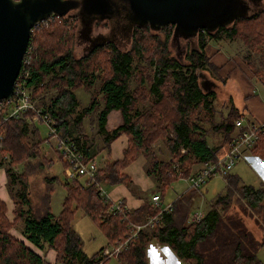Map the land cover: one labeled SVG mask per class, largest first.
<instances>
[{
	"label": "trees",
	"instance_id": "obj_1",
	"mask_svg": "<svg viewBox=\"0 0 264 264\" xmlns=\"http://www.w3.org/2000/svg\"><path fill=\"white\" fill-rule=\"evenodd\" d=\"M79 21L77 14H53L34 25L29 40L30 62L23 66V81L38 105L50 113L53 123L83 149L88 159H94L97 146L78 125L91 113L97 112V132L103 142L98 150L109 148L121 134L127 136L123 158L108 160L98 170L104 185L123 183L135 193L134 181L122 171L144 155L149 160L145 172L154 179L155 189L163 197L174 181L192 174L196 163L215 159L241 131L235 120L246 114L232 105L219 121L216 119L218 86L206 89L201 82L202 73L212 64L206 49L211 40L237 37L252 47L258 46L264 41V7L215 30L200 29L197 46L189 48L183 61L170 49L176 32L173 24L163 29L133 24L127 46L121 47L108 38L95 42L77 58L71 38L76 36ZM213 65L216 72L218 68ZM98 69L104 73L100 78L101 100L91 97L88 105L80 108L75 90L81 85H93L98 80ZM261 81L264 86V79ZM52 89L55 93L47 98L45 93ZM149 99L148 104L141 103ZM113 110L120 112L121 122L109 128L108 117ZM1 114L0 166L7 173V188L11 190L18 180L21 190L10 193L14 200L12 220L7 216L6 202L0 198V264H48L27 242L36 248L55 249L59 263L98 264L104 247L91 256L84 252L72 225L75 213L83 210L93 219L103 230L108 245L127 237L128 221L110 212L109 202L79 176L63 183L66 196L58 215L50 206L54 183L60 182L56 175L45 176V187L35 200L30 198L27 168L22 172L15 169L38 154L44 139L32 136L35 129L31 112L3 122ZM213 134L222 135L220 143H209V135ZM160 139L170 153L167 160L156 153L154 143ZM251 151L264 160V134ZM193 195L181 194L172 202L173 209L154 227L141 230L121 250L118 259L124 264H148L145 249L151 239H156L168 244L186 264H263L258 252L264 246V184L241 183L229 174L223 194L199 219L187 221ZM155 211L152 203L144 201L130 212V217L140 222ZM246 216L254 220L259 236L249 227ZM19 221L26 241L11 230Z\"/></svg>",
	"mask_w": 264,
	"mask_h": 264
},
{
	"label": "rangeland",
	"instance_id": "obj_2",
	"mask_svg": "<svg viewBox=\"0 0 264 264\" xmlns=\"http://www.w3.org/2000/svg\"><path fill=\"white\" fill-rule=\"evenodd\" d=\"M257 3L252 4L247 7V14H251L259 10L260 8L264 7V0H256ZM79 14L80 21L77 23L76 28V36L71 38L72 40V48L74 52V56L79 58L84 55L89 47L90 40L95 39V42H100L103 40L108 39L109 36H113V40L118 43L119 46L125 47L128 45L130 41V31L131 28H123L119 27L118 23H114L111 25V20L108 18H98L94 19V15L96 14V8L93 5L85 8L81 12L76 11ZM73 14V11H70ZM87 13H91L90 16ZM81 14H85L86 18ZM94 19V20H93ZM109 23V24H108ZM117 24V27H116ZM126 25V24H125ZM122 26V25H121ZM132 26V25H130ZM110 27V28H109ZM109 28V31H108ZM72 29V28H71ZM73 30V29H72ZM75 31V30H74ZM107 33V34H106ZM175 34L170 42V49L172 53L179 58L180 60H185L187 51L190 47L197 46V37H193L191 39H185L184 37ZM216 47L218 49L222 48L224 51L228 52L231 56H236L242 63L243 66H246L251 73V76L254 80L251 81L253 86L252 96L254 98H258L260 103L258 107L261 109L262 113L264 114V86L262 84V78L264 79V41L261 42L258 46H250V43H245L241 37H237L234 39H222L219 41L211 40L208 47L207 53L212 58L214 50ZM249 62V63H247ZM210 64V63H209ZM214 63L210 64L208 67L207 72H203V76L201 78V82L203 87L211 88L218 86L216 89L217 92V99L215 101V106L217 109L216 119L219 121L221 118V114H225L230 103H234L239 108L244 107L247 103L248 97L245 96L244 91L235 77L226 76L221 80L218 78V69L216 72L213 70ZM105 68L106 65H104ZM104 68V70H105ZM96 74H98V80L93 85H81L78 87L75 92L77 94L78 100L80 102V108L88 105L90 102L91 97H96L97 99L101 100V93L99 92L100 88V81L101 77L104 76L103 70H95ZM217 73V74H216ZM219 79V80H218ZM132 85H134L132 83ZM55 90L52 89L45 93V96L48 98L50 95L54 94ZM230 101H228V99ZM36 102L38 101L37 98H34ZM150 99L145 102L141 101V103L148 104ZM40 105V104H39ZM32 116V129H35V123L37 128L40 131V135L43 139L49 136V129L44 122L37 121ZM250 119V118H249ZM121 122V114L115 111L111 117L108 127L113 128L114 126L118 125ZM78 129L85 133L95 145L96 149L103 146L102 138L99 136L97 132V112H93L90 115L86 116L82 120V124L78 125ZM214 135V134H213ZM213 135H209V138ZM215 139L219 140L222 137L221 134H215ZM36 138V137H35ZM44 141V140H43ZM55 141L51 139V144L49 142H44L45 149L55 148ZM155 149L158 156L162 159L167 160L170 157V153L167 149L166 142L164 140H158L155 143ZM52 146V147H51ZM41 148V147H40ZM56 149V148H55ZM41 153L38 154L36 158H29L24 164H19L17 166V172H22L23 169L28 171V175L26 177V181L29 183V195L33 199L38 195V193L45 187L44 177L56 175L60 182L54 183L53 192L51 194L50 199V206L51 210L55 215H58L62 209V203L66 196V188L64 187L63 183L67 180H71L66 176V165L62 163L60 159V155H56L55 153V161L52 166L48 165L47 162L40 163L41 158L43 156L46 159L52 155L50 152L43 151V148L40 150ZM140 156V155H139ZM2 157V153L0 151V159ZM145 157V156H144ZM145 167L148 166L149 160L147 157ZM264 162V160L262 159ZM97 162V161H96ZM101 162V161H100ZM99 166V161L97 162ZM25 167V168H24ZM234 171L242 177L244 183L258 186L261 183L260 177H264V165L261 167L259 173L262 176H259L258 171L251 165V167L246 163H240L238 166L235 167ZM153 182L154 179L150 177ZM80 180H84V177H81ZM135 184V183H134ZM155 184V182H154ZM8 187V186H7ZM226 187V177H215L204 185L199 188L190 187V183L187 178H181L177 181H174L165 191L163 195V199L165 201L164 204L174 202L181 194L186 193L189 195L194 193L191 198L189 209H188V216L187 221L192 220L195 218L196 215L204 214L207 209L210 207V203L219 195L223 194ZM106 190L109 189L107 185H105ZM21 190L20 182L14 181L11 185V190L8 188L10 193H17ZM135 193L138 195L147 196L148 201H151V197L155 193H159L157 189H155V185L152 189L148 191H141L139 186L135 184ZM12 196V194H11ZM34 198V199H35ZM186 209V207H183ZM181 208H179L180 210ZM179 210L177 212H179ZM183 211H181V214ZM246 222L248 223L249 227L259 236L260 231L258 230L254 220L246 216ZM73 228L80 234L83 240V249L89 255H93L96 253L101 247H104L107 244V238L103 232V230L91 219L87 216L82 210H78L74 216L72 222ZM23 229L22 221H19L15 225L12 226V232H16L20 234ZM258 257L264 264V246L258 252ZM118 257L110 258L107 264H122L118 259ZM181 264V263H180ZM185 264V263H184Z\"/></svg>",
	"mask_w": 264,
	"mask_h": 264
},
{
	"label": "water",
	"instance_id": "obj_3",
	"mask_svg": "<svg viewBox=\"0 0 264 264\" xmlns=\"http://www.w3.org/2000/svg\"><path fill=\"white\" fill-rule=\"evenodd\" d=\"M250 2L257 3L256 0H90L96 8L94 18L106 17L112 21L111 26L118 23L123 29L141 24L163 29L173 24L175 34L188 40L200 29L212 31L248 15ZM78 9L79 0H0V99L12 96L34 25L53 14L64 16ZM119 16L124 17L126 25L116 20Z\"/></svg>",
	"mask_w": 264,
	"mask_h": 264
},
{
	"label": "built area",
	"instance_id": "obj_4",
	"mask_svg": "<svg viewBox=\"0 0 264 264\" xmlns=\"http://www.w3.org/2000/svg\"><path fill=\"white\" fill-rule=\"evenodd\" d=\"M30 51L31 46L28 44L21 70L14 83L12 96L0 99L1 122L6 121L8 118H19L25 112H31L35 120L44 122L49 129V136L44 139V142L51 144V139L55 141L56 150L67 163L66 176L70 179L77 176L84 177L87 184L94 186L99 195L109 202V211L119 214L124 220L128 221L127 237L114 245H106L101 250L100 257L102 259L98 264H104L105 260L118 257L121 250L135 239L141 230L154 227L166 213L173 209V204L172 202L164 204L159 193L153 194L151 203L156 210L155 213L143 221L137 222L130 217L131 210L123 198L113 199L109 197L110 195L104 183L98 177L99 166L96 160L88 159L82 148L69 137L63 135L53 123L50 113L38 105L32 97L30 88L23 81V75L26 74L23 66L30 62ZM235 125L241 131L230 141L228 147L220 152L215 159L205 162L198 171L187 177L191 188H199L215 177H227L238 160L244 157L245 151L251 150L260 139V136L264 134V121L251 122L246 116H242L235 120ZM1 139L2 133L0 132ZM202 215H196L193 219H199Z\"/></svg>",
	"mask_w": 264,
	"mask_h": 264
},
{
	"label": "crops",
	"instance_id": "obj_5",
	"mask_svg": "<svg viewBox=\"0 0 264 264\" xmlns=\"http://www.w3.org/2000/svg\"><path fill=\"white\" fill-rule=\"evenodd\" d=\"M215 49H217V50H214V53H213L212 58H211V62H213L219 70V71H217L218 73H220V75L219 74L217 75L218 78L220 79V77H221V80H223V78L226 77L227 75L231 76V77H235L238 80V82L240 83V85L244 91L245 96L248 97L247 103L244 107L239 108L234 103H230V105L227 109V112L232 105V106L238 108V110H240L241 112H244L246 114V118H248L249 121H251V122L264 121V114L262 113L261 109L258 107V104H257V103H260V104H262V103L260 102V100L258 98H254V96H252L253 86L251 84V81L254 79L251 76L249 69L246 66H243V63L236 56H231L228 52L224 51V49H222V48L218 49V47H216ZM228 101H230V100L228 99ZM115 111L118 113V110H113L109 116L111 117V115ZM227 112H225V114ZM225 114L222 113L221 116L225 115ZM110 117H108V125L110 122ZM35 128H36V130H34V133H32V136L36 137V138H42L40 135V131L36 126V123H35ZM220 141H221V137L219 140H217V139H215L214 135L209 138V143L211 145L216 144V143H220ZM126 145H127V136L125 134H121L117 139H115L111 142L109 148H106V149L104 148L101 150L97 149V154H95L94 159L97 162L99 161V168L102 167L105 164V162L108 160L122 159L123 158V150L126 147ZM227 146H228V144L224 145L222 147V151L225 150L227 148ZM40 147L43 148V151H45V152H50V151H51V153L53 152L52 155L49 156L47 159L45 156H43V159L41 158L40 163H44V160H45V162H47L48 165L52 166L54 161H55L54 151L57 152L56 155H60L59 152L55 148H53L52 146H51L52 148L45 149L44 141L40 144ZM41 148H39L38 154L41 153L40 152ZM38 154L32 158L38 157ZM60 159H61L62 163L65 161L63 158H61V156H60ZM243 162L248 164L250 167L252 165L258 171L259 176H262L261 173H259L261 170V167L264 165L262 158L259 155L254 154L251 150H246L244 153V157H242L240 160H238V162L236 163V165L234 166V168L232 169V171L230 173L231 175L234 176V178H236V180L238 182L244 183L240 174L236 173L234 171V169L236 166H238L240 163H243ZM145 163H146V158L144 157V155H140L134 161H132L130 164H128L122 171L132 178L134 183L139 186L141 191H148V190L152 189L153 186L155 185L153 180L150 178V176H148L145 172ZM22 164H24V163H22ZM202 166H203L202 163H196L194 165V172L198 171ZM15 170H16V172L18 171L17 167ZM79 177H82V176H79ZM84 180H85V178H84ZM260 180H261L260 184H264V177L263 178L260 177ZM7 182H8V177H7L5 167L0 166V198L6 202L7 216L10 218V220H12L14 218V214H13L14 200H13V197L11 196L10 192L8 191ZM107 186L109 187V189L107 190L109 195H110L109 197H111L113 199L119 198V197L123 198L126 201V204L128 205V207L130 208L131 211H134L135 209L139 208L144 203V201H148L147 196L138 195V194L134 193L126 184L120 183V184L107 185ZM148 197H151V199H152V196H148ZM30 198H31V196H30ZM34 198H33V200H35ZM162 202L165 203L163 197H162ZM148 203H151V201L150 202L148 201ZM75 232L80 236V234L76 230H75ZM13 233L17 237L25 240L24 235L22 234V231L20 232V234H17L16 232H13ZM80 238H81V236H80ZM81 240H82V238H81ZM107 243H108V239H107ZM27 244L29 246H31L37 253H39L41 256H43L46 263H48V264H63V263H59L57 261L55 249L50 248V247H46V246H44L43 248H36V247L32 246L31 244H29L28 242H27ZM82 249H83V240H82ZM145 251H146L148 264H178V261H179V264L180 263L186 264V262L184 260H182L172 250V248L168 244L161 243V242L157 241L156 239H151L148 242ZM108 261H107V263H108ZM121 263L124 264L123 262H121Z\"/></svg>",
	"mask_w": 264,
	"mask_h": 264
},
{
	"label": "flooded vegetation",
	"instance_id": "obj_6",
	"mask_svg": "<svg viewBox=\"0 0 264 264\" xmlns=\"http://www.w3.org/2000/svg\"><path fill=\"white\" fill-rule=\"evenodd\" d=\"M91 4H90V0H79V9L78 10H72L73 11V14H77L78 16H79V14L76 12V11H79V12H81L82 10H84L85 8H87V7H89ZM68 14H71L70 12L68 13ZM82 16H84V14H81ZM87 15L89 16V15H91V13H87ZM85 18H86V16H84ZM94 19H96V18H94ZM93 19V20H94ZM97 20V19H96ZM116 20H119V21H121L122 23H123V25L124 24H126L125 22V19H124V17H122V16H119V18L118 19H116ZM111 23H112V21H111ZM109 24V23H108ZM110 27L112 28V26L110 25ZM109 27V28H110ZM119 27H121V26H119ZM109 28H108V31H109ZM113 29V28H112ZM122 30V29H121ZM107 34V33H106ZM113 36L114 35H112V36H109L110 38H113ZM91 42L89 43L90 45H89V47H88V49L90 48V47H92V45H94V43H95V39H92V40H90ZM87 49V50H88Z\"/></svg>",
	"mask_w": 264,
	"mask_h": 264
},
{
	"label": "clouds",
	"instance_id": "obj_7",
	"mask_svg": "<svg viewBox=\"0 0 264 264\" xmlns=\"http://www.w3.org/2000/svg\"><path fill=\"white\" fill-rule=\"evenodd\" d=\"M178 264H179V261H178Z\"/></svg>",
	"mask_w": 264,
	"mask_h": 264
}]
</instances>
